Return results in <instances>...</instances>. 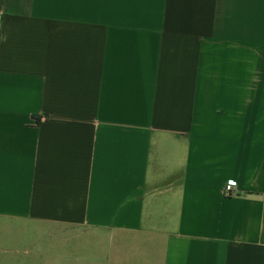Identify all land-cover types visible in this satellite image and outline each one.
I'll list each match as a JSON object with an SVG mask.
<instances>
[{"label":"crops","instance_id":"obj_1","mask_svg":"<svg viewBox=\"0 0 264 264\" xmlns=\"http://www.w3.org/2000/svg\"><path fill=\"white\" fill-rule=\"evenodd\" d=\"M0 264H264V0H0Z\"/></svg>","mask_w":264,"mask_h":264},{"label":"built area","instance_id":"obj_2","mask_svg":"<svg viewBox=\"0 0 264 264\" xmlns=\"http://www.w3.org/2000/svg\"><path fill=\"white\" fill-rule=\"evenodd\" d=\"M226 193L228 195H232L233 194V184L228 183L225 187Z\"/></svg>","mask_w":264,"mask_h":264}]
</instances>
